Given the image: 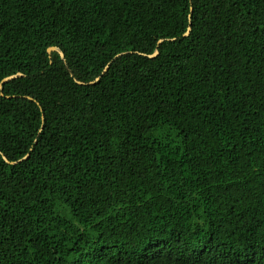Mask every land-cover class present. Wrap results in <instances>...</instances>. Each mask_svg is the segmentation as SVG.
Instances as JSON below:
<instances>
[{
    "label": "trees",
    "instance_id": "trees-1",
    "mask_svg": "<svg viewBox=\"0 0 264 264\" xmlns=\"http://www.w3.org/2000/svg\"><path fill=\"white\" fill-rule=\"evenodd\" d=\"M16 74L0 264H264V0H0Z\"/></svg>",
    "mask_w": 264,
    "mask_h": 264
},
{
    "label": "water",
    "instance_id": "water-1",
    "mask_svg": "<svg viewBox=\"0 0 264 264\" xmlns=\"http://www.w3.org/2000/svg\"><path fill=\"white\" fill-rule=\"evenodd\" d=\"M187 34V32L185 33V35ZM160 42V41H159ZM52 51H58L56 48H53V47H51V48H48L47 49V53L48 54H50ZM58 53H59V55H60V57L62 58L63 57V55H62V53L61 52H59L58 51ZM157 55V52L155 51L153 54H151V55H149V57L150 58H152V57H154V56H156ZM104 70H106V68L104 69ZM19 76H21V74H16V75H12V76H9V77H6V78H4V79H2L1 80V82H0V90L2 89V85L4 84V83H6V82H8V81H10V80H12V79H15V78H17V77H19ZM96 80H98V78L96 79ZM93 82H90V84H92ZM27 99H29V100H31L30 98H27ZM27 156H25L24 158H26ZM23 158V159H24ZM4 161L6 162V163H8V164H15L16 162H8L6 159H4Z\"/></svg>",
    "mask_w": 264,
    "mask_h": 264
}]
</instances>
